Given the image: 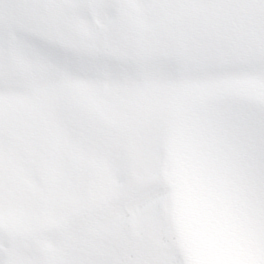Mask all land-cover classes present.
Here are the masks:
<instances>
[{
  "label": "snow or ice",
  "instance_id": "1",
  "mask_svg": "<svg viewBox=\"0 0 264 264\" xmlns=\"http://www.w3.org/2000/svg\"><path fill=\"white\" fill-rule=\"evenodd\" d=\"M177 149L264 264V0H0V264H194Z\"/></svg>",
  "mask_w": 264,
  "mask_h": 264
},
{
  "label": "bare ground",
  "instance_id": "2",
  "mask_svg": "<svg viewBox=\"0 0 264 264\" xmlns=\"http://www.w3.org/2000/svg\"><path fill=\"white\" fill-rule=\"evenodd\" d=\"M174 172H175V164L173 163L171 166V169L169 171H166V173H165L168 181H170V179H172V177L174 176ZM56 178H57L56 174L53 173V176H52L53 181H55ZM173 195H174V192H172V198H171V213H172L174 220H175V209H174ZM175 223H176V220H175Z\"/></svg>",
  "mask_w": 264,
  "mask_h": 264
},
{
  "label": "rangeland",
  "instance_id": "3",
  "mask_svg": "<svg viewBox=\"0 0 264 264\" xmlns=\"http://www.w3.org/2000/svg\"><path fill=\"white\" fill-rule=\"evenodd\" d=\"M57 179V178H56Z\"/></svg>",
  "mask_w": 264,
  "mask_h": 264
}]
</instances>
